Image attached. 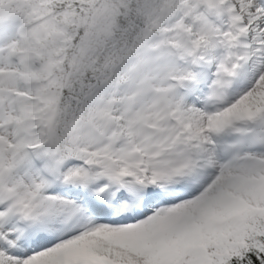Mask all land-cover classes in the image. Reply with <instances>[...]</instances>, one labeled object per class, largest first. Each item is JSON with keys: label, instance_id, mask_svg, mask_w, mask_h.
I'll list each match as a JSON object with an SVG mask.
<instances>
[{"label": "snow or ice", "instance_id": "1", "mask_svg": "<svg viewBox=\"0 0 264 264\" xmlns=\"http://www.w3.org/2000/svg\"><path fill=\"white\" fill-rule=\"evenodd\" d=\"M0 264H264V0H0Z\"/></svg>", "mask_w": 264, "mask_h": 264}]
</instances>
